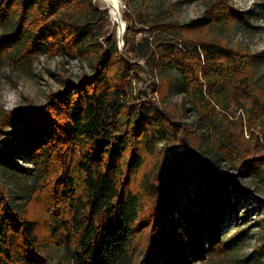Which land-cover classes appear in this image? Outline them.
Returning a JSON list of instances; mask_svg holds the SVG:
<instances>
[{"label":"trees","instance_id":"1","mask_svg":"<svg viewBox=\"0 0 264 264\" xmlns=\"http://www.w3.org/2000/svg\"><path fill=\"white\" fill-rule=\"evenodd\" d=\"M140 1L138 21L124 12L123 52L109 11L95 0L0 1L1 18L15 17L0 59L89 64L45 105L0 114V174L32 172L18 164L17 144L38 169L18 206L0 176V264H52L46 243L63 250L57 264L209 263L231 248L220 237L228 186L215 181L214 166L234 160L264 179V95L255 79L262 57L211 36L243 20L226 1L208 4L206 16L188 24L150 14L149 0ZM149 80L162 96L184 95L194 121L160 109L148 97ZM232 108L242 111L236 120ZM199 171L210 203L200 190L195 213L183 200ZM177 213L187 243L168 231L169 223L178 228Z\"/></svg>","mask_w":264,"mask_h":264},{"label":"rangeland","instance_id":"2","mask_svg":"<svg viewBox=\"0 0 264 264\" xmlns=\"http://www.w3.org/2000/svg\"><path fill=\"white\" fill-rule=\"evenodd\" d=\"M1 1V0H0ZM119 12L124 18V12L138 21V13H141L143 3L140 0H116ZM226 1L232 8L242 14L243 20L237 21L225 34L215 28L211 36L222 38L228 47L239 48L248 53L260 54L262 61L258 65L255 79L264 95V0H149L145 3L146 11L150 14L165 19L178 20L182 24L201 20L206 16L208 4L212 2ZM102 6L107 5L102 2ZM119 31L118 22L111 17ZM15 17L2 19L0 16V42L2 38L11 33L14 28ZM127 30V23H126ZM126 33V32H125ZM140 37V36H139ZM89 70L88 63H81L70 57H50L42 55L35 58L29 66L13 65L8 59H0V114L16 109H28L43 106L54 92L63 91L68 80L75 81L83 72ZM155 82L149 80V98L156 102L160 109L170 111L177 119L192 123L195 114L186 103L185 96L181 94H168L162 96L157 89H152ZM242 111L232 108L228 113L231 120H236ZM245 122L248 115L245 113ZM9 130H12L11 128ZM208 136L209 134L206 133ZM250 133L245 137L249 139ZM210 142L214 143L211 134ZM264 145V138L261 136ZM19 151L18 164L32 169L30 174L13 176L0 174L2 183L10 191L13 205H23L35 186V177L38 169L33 162L25 160L22 144H17ZM214 166V179L218 182H226L229 191L228 213L221 226L220 237L224 241L232 243L228 250H221L217 257L211 258L209 263L194 259L192 264H264V179L250 178L239 170L238 164L232 161H224L220 158ZM239 183L240 190L235 187ZM207 185L201 171L196 172L187 186L184 202H190L193 211H198L199 191L205 193L204 198L210 203L207 194ZM204 195V194H203ZM35 208L39 209L38 206ZM208 216L214 215L212 206L205 209ZM175 216L176 225L168 224V231L176 235L181 241L188 242L181 224L184 222L180 213ZM246 218V219H244ZM185 227V226H184ZM177 230V231H176ZM42 235L46 238V233ZM208 248V244H207ZM46 258L57 264L63 257V250L46 243L42 246ZM185 255V254H183ZM211 256V255H210ZM212 257V256H211Z\"/></svg>","mask_w":264,"mask_h":264},{"label":"water","instance_id":"3","mask_svg":"<svg viewBox=\"0 0 264 264\" xmlns=\"http://www.w3.org/2000/svg\"><path fill=\"white\" fill-rule=\"evenodd\" d=\"M102 2L107 5V8H104L102 6ZM95 3L101 9H107L109 11V13H110V16L113 17L118 22V24H119V31H118V34H117V38H118V43H119V49H120L121 52H123L124 46H125L124 35H125V32H126V22L124 21L123 16L120 14L119 11H118L117 14L114 15V13L112 11V4H111V2H109L107 0H95Z\"/></svg>","mask_w":264,"mask_h":264},{"label":"bare ground","instance_id":"4","mask_svg":"<svg viewBox=\"0 0 264 264\" xmlns=\"http://www.w3.org/2000/svg\"><path fill=\"white\" fill-rule=\"evenodd\" d=\"M107 1L111 2V4H112V11H113L114 15L117 14L119 11V6H118L117 2L115 0H107Z\"/></svg>","mask_w":264,"mask_h":264}]
</instances>
